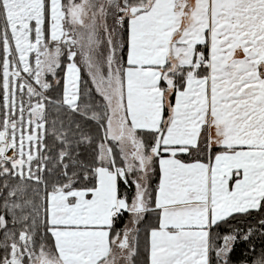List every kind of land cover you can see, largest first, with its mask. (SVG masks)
Instances as JSON below:
<instances>
[{
    "label": "snow or ice",
    "instance_id": "obj_1",
    "mask_svg": "<svg viewBox=\"0 0 264 264\" xmlns=\"http://www.w3.org/2000/svg\"><path fill=\"white\" fill-rule=\"evenodd\" d=\"M0 264H264V0H0Z\"/></svg>",
    "mask_w": 264,
    "mask_h": 264
},
{
    "label": "trees",
    "instance_id": "obj_2",
    "mask_svg": "<svg viewBox=\"0 0 264 264\" xmlns=\"http://www.w3.org/2000/svg\"><path fill=\"white\" fill-rule=\"evenodd\" d=\"M240 247H243V245H241Z\"/></svg>",
    "mask_w": 264,
    "mask_h": 264
}]
</instances>
